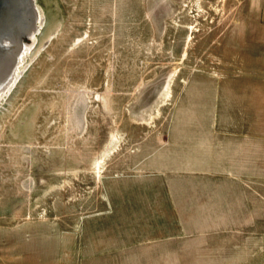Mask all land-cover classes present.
Returning a JSON list of instances; mask_svg holds the SVG:
<instances>
[{
	"label": "rangeland",
	"instance_id": "374dc122",
	"mask_svg": "<svg viewBox=\"0 0 264 264\" xmlns=\"http://www.w3.org/2000/svg\"><path fill=\"white\" fill-rule=\"evenodd\" d=\"M4 2L21 55L0 94V226L74 236L66 264H261L252 0Z\"/></svg>",
	"mask_w": 264,
	"mask_h": 264
},
{
	"label": "crops",
	"instance_id": "0c3cea01",
	"mask_svg": "<svg viewBox=\"0 0 264 264\" xmlns=\"http://www.w3.org/2000/svg\"><path fill=\"white\" fill-rule=\"evenodd\" d=\"M252 3V20L260 25L254 28L261 30L264 43V0ZM76 241L45 220L0 226V264H66L68 254L76 252Z\"/></svg>",
	"mask_w": 264,
	"mask_h": 264
},
{
	"label": "bare ground",
	"instance_id": "6f19581e",
	"mask_svg": "<svg viewBox=\"0 0 264 264\" xmlns=\"http://www.w3.org/2000/svg\"><path fill=\"white\" fill-rule=\"evenodd\" d=\"M5 6L6 4L0 1V32L6 29L5 30L6 34H4L5 40L4 41L2 40V38L4 37L0 38V77L3 78V76L6 75L4 82L0 85V94H2L3 92H6V90H8L9 87H11V84H13L12 83L14 82L13 80L17 77L18 65L16 66V63L17 62L19 63L20 61L19 56L21 55V48L16 45L17 44L16 40L18 39L17 33H19L18 32L19 29L17 27L19 26V23L18 24L16 23L17 25L15 24L16 21L14 20L13 16L12 17L9 16L10 11H7L6 10L7 6L6 7ZM4 7H5V10L3 13L2 10L4 9ZM37 20L42 21L41 16L37 15L36 18H34L33 21L35 22H34L33 27L35 28L26 27L28 29L27 32H29V35H30L29 37L31 38L35 35V30L39 27V24L36 23ZM16 48L17 49L19 48L20 52L17 51L18 52L17 53L13 51V50H16Z\"/></svg>",
	"mask_w": 264,
	"mask_h": 264
},
{
	"label": "water",
	"instance_id": "95a60500",
	"mask_svg": "<svg viewBox=\"0 0 264 264\" xmlns=\"http://www.w3.org/2000/svg\"><path fill=\"white\" fill-rule=\"evenodd\" d=\"M2 3H4L5 4V2H4V0H0ZM8 3V2H7ZM6 3V4H7ZM4 13V12H3ZM19 35V34H18ZM5 78H6V75L5 76H3V78L2 77H0V85L4 82V80H5Z\"/></svg>",
	"mask_w": 264,
	"mask_h": 264
},
{
	"label": "built area",
	"instance_id": "2783aa9c",
	"mask_svg": "<svg viewBox=\"0 0 264 264\" xmlns=\"http://www.w3.org/2000/svg\"><path fill=\"white\" fill-rule=\"evenodd\" d=\"M261 264H264V260L262 261V263Z\"/></svg>",
	"mask_w": 264,
	"mask_h": 264
}]
</instances>
